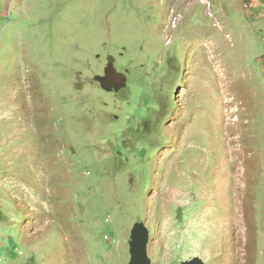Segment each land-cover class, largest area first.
I'll return each instance as SVG.
<instances>
[{"label": "rangeland", "instance_id": "obj_1", "mask_svg": "<svg viewBox=\"0 0 264 264\" xmlns=\"http://www.w3.org/2000/svg\"><path fill=\"white\" fill-rule=\"evenodd\" d=\"M141 222L264 264V0H0V264H129Z\"/></svg>", "mask_w": 264, "mask_h": 264}, {"label": "water", "instance_id": "obj_2", "mask_svg": "<svg viewBox=\"0 0 264 264\" xmlns=\"http://www.w3.org/2000/svg\"><path fill=\"white\" fill-rule=\"evenodd\" d=\"M116 58L109 55L107 65L103 75H96L94 81L98 82L101 89L105 92L119 93L128 87V76L117 70ZM150 231L145 223H136L131 232L129 264H151L148 255ZM181 264H206L200 257H194L190 260L182 261Z\"/></svg>", "mask_w": 264, "mask_h": 264}, {"label": "flooded vegetation", "instance_id": "obj_3", "mask_svg": "<svg viewBox=\"0 0 264 264\" xmlns=\"http://www.w3.org/2000/svg\"><path fill=\"white\" fill-rule=\"evenodd\" d=\"M129 81V80H128Z\"/></svg>", "mask_w": 264, "mask_h": 264}]
</instances>
